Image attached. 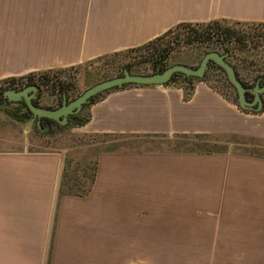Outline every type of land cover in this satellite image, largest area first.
<instances>
[{"label": "crops", "instance_id": "obj_1", "mask_svg": "<svg viewBox=\"0 0 264 264\" xmlns=\"http://www.w3.org/2000/svg\"><path fill=\"white\" fill-rule=\"evenodd\" d=\"M218 19L264 23V0H0V82ZM20 106L0 102V264H131L142 241L230 242L244 264H264V108L244 111L205 81L189 98L177 83L110 91L78 131L126 143L98 151L92 188L76 196L61 190L66 150L31 140L32 116L9 114ZM189 135L214 145L168 142Z\"/></svg>", "mask_w": 264, "mask_h": 264}, {"label": "rangeland", "instance_id": "obj_2", "mask_svg": "<svg viewBox=\"0 0 264 264\" xmlns=\"http://www.w3.org/2000/svg\"><path fill=\"white\" fill-rule=\"evenodd\" d=\"M237 29L241 30V40H238L240 36H235L226 39L224 44L231 49L230 61L237 67L241 77L251 82L254 79L255 84L258 77L264 74V26H250L247 24L237 26ZM175 45L176 43H174ZM216 47L220 48V45H216ZM212 50H206L204 46L197 44L181 45L171 54L167 67L183 62H187V65L198 66L205 53ZM219 51L226 52L224 49ZM141 54L145 53L140 50H124L78 67L51 73L52 81H71L74 84V90H71L70 94L63 93L53 88L51 86L53 84L50 83L49 87L45 86L38 93L42 96L41 105L58 107L63 102L64 94H67L69 100L74 99L97 82L121 75L126 66L130 64L133 65L135 72H154L148 62L139 63L145 59L144 56H140ZM209 72L212 75L219 74L221 80L225 81L223 71L213 68ZM214 84L220 87L222 83ZM230 89L226 92L233 99L236 97V92L234 89ZM87 112L88 109H85L82 117H85ZM69 123L66 125L52 124V128L47 133L41 132L34 123L31 127H28L30 132L27 133H29L31 140H42L39 143L40 146L66 150L70 166H67L68 177L65 179L67 181L65 183H70L71 192H83L90 185L96 170L98 151L119 147L126 142L118 136L83 134L78 131L77 126ZM168 142L171 146L183 148H200L214 145L209 137L194 135L175 137L168 140ZM31 147L37 148V146ZM232 244L233 249H230ZM131 246L134 253V256L129 258V260H133L131 264H244L243 257L234 256V253H236L235 243L230 242L142 241L131 243ZM232 253L233 257H230Z\"/></svg>", "mask_w": 264, "mask_h": 264}, {"label": "trees", "instance_id": "obj_3", "mask_svg": "<svg viewBox=\"0 0 264 264\" xmlns=\"http://www.w3.org/2000/svg\"><path fill=\"white\" fill-rule=\"evenodd\" d=\"M247 24L250 26H252V25H254V26L263 25L264 26V23H250V22H241V21H231V20H226V19L211 20L208 22H183V23H180V24L172 27L171 29L166 31L164 34L148 41L147 43H144L143 45H140V46L134 47V48H130L127 50L128 51H131V50L143 51V53H145V54H141L140 56L141 57L144 56L145 59H143L139 63L148 62V64L153 68L154 71L164 70L168 65V60H169L171 54L174 52V50H176L177 47H179L181 45L197 44L199 46L200 45L204 46L206 50L224 49V51H230L231 52V49L229 47H227L226 44H224L226 39H228V38L230 39V38L235 37V36H237V37L240 36L241 30H238L237 26H243V25H247ZM238 38H239L238 40H241V36ZM174 43H176L175 46H174ZM216 45H220V48L216 47ZM230 54L232 55V53H230ZM101 58H103V57H101ZM213 68H216V69L224 72V70L220 66H218L215 63H212L210 65V68L206 72V75L204 78L187 77L186 75H184L182 73H176L169 83L180 84L185 89L186 98H189L190 95L192 94V92L194 91L196 84L200 81H205V82H208L212 87H214L215 89L220 91L222 94H224L226 97L230 98V96L228 95L226 90L228 91L230 88H232V89H234V88L232 87V85L228 81L225 72L223 73V78L225 79V81H224V80H221V76L219 74L218 75L210 74L209 71H211V69H213ZM235 68H236V71L238 73L236 66H235ZM126 69H128L132 72H135L133 70V65H131V64L127 65ZM60 71H64V70L63 69H49V70H45V71L29 73L25 76L18 77V78L14 77V78L4 80L3 82L7 83V85H4L2 83V85L0 86V102L8 101V99L5 97V90L10 89V88L22 89L23 87L30 85V84H37L40 87V90H43V88L45 86H48V85H50V83H52L53 85H51V86L53 88H55L58 91H61L63 93L69 94L71 90H74V84L71 83V81H68V82L61 81V80L52 81V79H51V77H52L51 73L60 72ZM135 73H138V72H135ZM238 76H239V73H238ZM259 78H262L261 83L264 84V74L259 76L258 79ZM220 82L222 83L220 85V87H218L214 84V83L220 84ZM244 83L246 84V82H244ZM17 84H20V85H17ZM127 86H129V85H126V87ZM232 89H230V90H232ZM114 90H118V88H114V89L102 92L98 95H95L91 99V103L85 105L79 114L72 116V119L70 120L69 124H73L74 126L86 124L90 119V112L88 111L86 113L85 117H82L84 110L89 109V107L93 103L99 101L108 92L114 91ZM234 91H235V89H234ZM232 100L235 103H237L238 106H240L238 101H237V94H236V97H234ZM19 103L21 105L20 108L21 109L24 108L25 110L22 113H20L21 110H17V111H13V112L9 111V114H11L12 116H14L15 118H17L19 120H26V119L30 118V116H32V112L29 110L26 103H24V102H19ZM36 103L39 104V101L36 100ZM241 109L249 112V110H247V109H243V108H241ZM45 122H50L51 128H52V124H57V125L59 124V123H57L53 120H50V119H44L43 123H45ZM95 173H96V170L94 172V175H93V178L91 180L90 185L88 186V188L85 191L73 192L72 194L76 195V196H83V195L87 194L90 191V189L92 188V183L94 182V179H95ZM67 177H68V174H67V165H66V170L64 172V182H62V188H61L62 194H70V192H71L70 191L71 187H69L70 183H68V184L65 183V181H66L65 179ZM70 179H72V177H70Z\"/></svg>", "mask_w": 264, "mask_h": 264}, {"label": "water", "instance_id": "obj_4", "mask_svg": "<svg viewBox=\"0 0 264 264\" xmlns=\"http://www.w3.org/2000/svg\"><path fill=\"white\" fill-rule=\"evenodd\" d=\"M212 63L220 66L232 87L237 94V101L241 108L253 112H259L264 108V84L258 80L255 85H246L238 76L234 64L230 61V51L220 52L212 50L205 53L198 66H191L184 63H176L166 67L164 70H157L151 73H135L125 69L119 76L102 80L87 88L83 93L74 99L69 100L64 94L60 106L52 108L36 103L40 87L37 84H30L22 89L10 88L5 90L9 101L24 102L32 112L29 127L34 123L41 132L47 133L50 130V122L44 124V119L53 120L60 125H66L72 116L79 114L85 105L91 103V99L102 92L118 88H125L126 85H154L169 83L176 73H182L187 77L204 78ZM250 95L253 97L251 98Z\"/></svg>", "mask_w": 264, "mask_h": 264}, {"label": "built area", "instance_id": "obj_5", "mask_svg": "<svg viewBox=\"0 0 264 264\" xmlns=\"http://www.w3.org/2000/svg\"><path fill=\"white\" fill-rule=\"evenodd\" d=\"M239 77H240V79H241L243 82H246V84L249 85V86H252V85H255V84H256V83L254 84V79H253V81L251 82V81H247V80L243 79V78L241 77L240 74H239ZM2 83H3L4 85H7V83H4L3 81H1V82H0V86L2 85ZM17 85H20V84H17ZM155 85H157V86L160 87V88H164V87H167V86L169 85V83L155 84Z\"/></svg>", "mask_w": 264, "mask_h": 264}, {"label": "flooded vegetation", "instance_id": "obj_6", "mask_svg": "<svg viewBox=\"0 0 264 264\" xmlns=\"http://www.w3.org/2000/svg\"><path fill=\"white\" fill-rule=\"evenodd\" d=\"M250 97L252 98L253 96L252 95H250ZM47 122H45L44 124H46Z\"/></svg>", "mask_w": 264, "mask_h": 264}]
</instances>
